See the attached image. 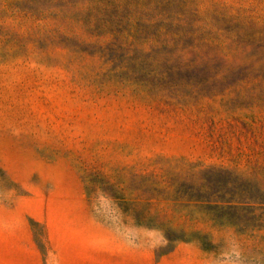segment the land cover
<instances>
[{"label": "rangeland", "instance_id": "1", "mask_svg": "<svg viewBox=\"0 0 264 264\" xmlns=\"http://www.w3.org/2000/svg\"><path fill=\"white\" fill-rule=\"evenodd\" d=\"M0 264H264V0H0Z\"/></svg>", "mask_w": 264, "mask_h": 264}]
</instances>
